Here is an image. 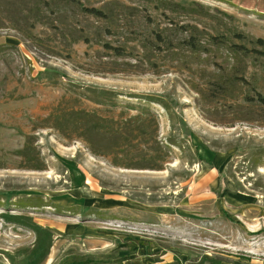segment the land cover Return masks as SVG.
<instances>
[{
    "label": "rangeland",
    "instance_id": "374dc122",
    "mask_svg": "<svg viewBox=\"0 0 264 264\" xmlns=\"http://www.w3.org/2000/svg\"><path fill=\"white\" fill-rule=\"evenodd\" d=\"M264 264V0H0V264Z\"/></svg>",
    "mask_w": 264,
    "mask_h": 264
},
{
    "label": "crops",
    "instance_id": "0c3cea01",
    "mask_svg": "<svg viewBox=\"0 0 264 264\" xmlns=\"http://www.w3.org/2000/svg\"><path fill=\"white\" fill-rule=\"evenodd\" d=\"M161 264H172V262H170V261H165V262H163V263H161Z\"/></svg>",
    "mask_w": 264,
    "mask_h": 264
}]
</instances>
